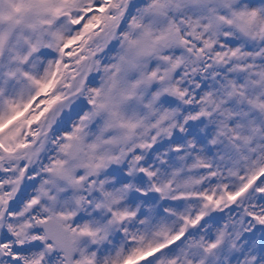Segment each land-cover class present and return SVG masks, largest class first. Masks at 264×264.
Masks as SVG:
<instances>
[{
    "label": "snow or ice",
    "instance_id": "snow-or-ice-1",
    "mask_svg": "<svg viewBox=\"0 0 264 264\" xmlns=\"http://www.w3.org/2000/svg\"><path fill=\"white\" fill-rule=\"evenodd\" d=\"M0 264H264V0H0Z\"/></svg>",
    "mask_w": 264,
    "mask_h": 264
}]
</instances>
